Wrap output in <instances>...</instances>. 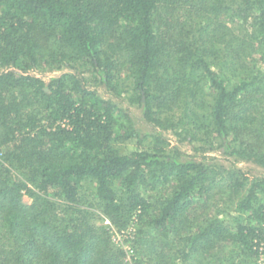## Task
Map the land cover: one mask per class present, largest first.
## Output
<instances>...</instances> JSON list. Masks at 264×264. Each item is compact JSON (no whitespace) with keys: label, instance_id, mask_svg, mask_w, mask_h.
<instances>
[{"label":"trees","instance_id":"trees-1","mask_svg":"<svg viewBox=\"0 0 264 264\" xmlns=\"http://www.w3.org/2000/svg\"><path fill=\"white\" fill-rule=\"evenodd\" d=\"M134 223L131 262L113 234ZM260 254L264 0H0V264Z\"/></svg>","mask_w":264,"mask_h":264},{"label":"rangeland","instance_id":"rangeland-1","mask_svg":"<svg viewBox=\"0 0 264 264\" xmlns=\"http://www.w3.org/2000/svg\"><path fill=\"white\" fill-rule=\"evenodd\" d=\"M67 69H62V70H59V69H53V70H50L49 68L47 69H44L43 72L40 71V69H34V70H31V72L37 74V75H41L46 81L48 80L49 76L51 75H58L60 73H62L63 71H66ZM100 91L102 93H104L105 89L104 88H99ZM129 93H126L124 95H121L119 96V100H121L123 102L122 106H124V108H129L130 112H132L135 116L139 117L140 118V109L137 108L136 106H130L127 104V95ZM127 99V100H126ZM136 128H141V130H145L147 127L145 125V122L144 120H139V121H136ZM163 135L168 138V140L170 141L171 143V146H176L178 147V149H180L181 151L183 152H186L187 154H191V155H196V156H200L201 152L195 150V146H194V141L192 140L191 142L189 141H180L179 138L174 135L173 131L171 129H166V130H163ZM136 145V141H132V142H128L126 144L123 145V147L127 150V149H130L132 148L133 146ZM207 155H209L210 157H213L215 160L219 161V163H222L226 166H230L232 164V160L229 159L227 156L223 155L220 150H211V151H208L206 153ZM236 168H240L243 172H245L246 175H258L260 174V169L257 168L256 166H254L253 164L251 163H246V162H240V163H237L236 164ZM159 190V189H158ZM158 190L154 191V192H157ZM23 200L27 203H29L31 201V198L30 196H28L27 194L24 193L23 195ZM108 221H105V223H107ZM135 224L134 223L132 226H129L128 229L122 231V232H118V231H114V234H113V240L118 242V244H125L124 245V248L126 249L127 251V257L126 259L131 261V256L134 254V249L132 248L130 242H126V238L132 233L134 232L135 230L133 228H135ZM125 240V242H124ZM261 250H263V248H261ZM133 262V261H131ZM257 262L258 264H264V254H260L257 258Z\"/></svg>","mask_w":264,"mask_h":264}]
</instances>
